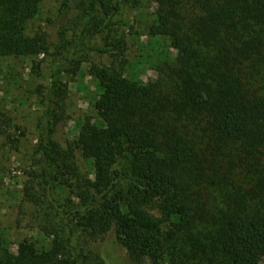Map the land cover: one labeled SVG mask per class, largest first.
Returning <instances> with one entry per match:
<instances>
[{"label": "trees", "instance_id": "16d2710c", "mask_svg": "<svg viewBox=\"0 0 264 264\" xmlns=\"http://www.w3.org/2000/svg\"><path fill=\"white\" fill-rule=\"evenodd\" d=\"M134 1L63 0L49 29L28 36L42 0H0V58L65 55L36 88L24 189L52 247L25 239L11 254L0 242V264H111L94 248L110 235L125 264H264V0H151L148 34L176 55L149 83L125 75ZM83 63L99 82V120L62 145L64 79ZM2 115L0 134L15 144ZM67 190L80 202L53 193Z\"/></svg>", "mask_w": 264, "mask_h": 264}, {"label": "rangeland", "instance_id": "374dc122", "mask_svg": "<svg viewBox=\"0 0 264 264\" xmlns=\"http://www.w3.org/2000/svg\"><path fill=\"white\" fill-rule=\"evenodd\" d=\"M62 2L63 0H42L40 13L28 22L26 34L33 36L40 29H49V20L57 18ZM156 4L151 0H136L125 6L126 15L133 25V33L126 31L129 49L125 75L144 83L156 81L163 76V70L168 65L173 67L175 63L176 51L170 48L169 40L151 38L148 34ZM50 54L0 58V111L12 127V139L18 140L15 144H10L8 138L0 134V242L6 243L2 248L8 247L11 254L17 253L19 243L25 239L35 243L40 251L50 249L53 243V238L44 235L37 227L33 213L35 208L24 201L25 184L32 171L31 158L42 116L36 88L48 85L55 67L65 62V55L55 54L53 49ZM92 56V60L97 63L107 62L106 57L97 54ZM64 80L69 88L66 101L69 118L56 134L62 145L77 138L82 123L87 118L92 123H98L95 102L100 93L99 82L90 75L87 63H83L77 76H67ZM77 163L83 173L91 175L92 167L81 158L80 153ZM53 193L56 197L64 196L72 202H80L76 191ZM112 239L113 236L110 235L105 242L94 245V248L105 251L111 264H125L122 263L127 259L125 249L117 248Z\"/></svg>", "mask_w": 264, "mask_h": 264}]
</instances>
